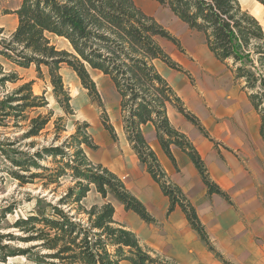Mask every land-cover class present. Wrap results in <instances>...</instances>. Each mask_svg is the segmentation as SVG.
Returning a JSON list of instances; mask_svg holds the SVG:
<instances>
[{"label": "trees", "instance_id": "trees-1", "mask_svg": "<svg viewBox=\"0 0 264 264\" xmlns=\"http://www.w3.org/2000/svg\"><path fill=\"white\" fill-rule=\"evenodd\" d=\"M17 1L18 7L13 12L18 20L15 32L7 38L0 29V57L24 70L34 68L39 79L47 75L53 95L70 115H73L71 98L60 74L64 67L77 75L101 108L103 103L89 69L110 78L121 99L126 139L170 199L168 213L179 206L191 228L214 251L195 208L181 189L167 179L142 132L143 126L153 124L160 145L172 162L175 163L171 147L175 146L191 159L209 195L225 197L210 180L205 163L188 137L172 127L168 118L167 110L172 106L205 134L199 120L186 110L154 64L160 61L170 69L183 72L160 44V40H166L182 51L179 40L145 15L133 0ZM153 1L168 8L190 30L201 34L210 52L232 72L235 83L248 94L260 117V135L264 141V29L260 22L244 10L239 0ZM255 1L264 7V0ZM50 37L68 42L72 52L59 50ZM19 81L16 74L6 73L0 66L1 88ZM33 85L34 82L23 84L0 101V125L10 120L14 128L23 129L22 123H29L28 130L18 140L40 137L52 121L51 114L35 118L26 115L29 110L47 106L44 96L34 94ZM61 122L62 119L55 122L56 136L50 145L33 154L21 150L18 140L0 147L3 159L10 165L6 173L21 186L40 181L55 195L63 179L72 184L56 203H50L49 214L41 212L18 219L13 229L19 236H0V264L33 252L42 264H121L124 261L175 264L153 255L132 231L117 223L110 203L90 209L83 206L94 188L103 199L113 196L127 212H133L146 224L156 223L118 176L89 160L86 149H98L89 134L90 126L77 124L74 134L60 142V134L66 131ZM103 126L112 139H117L105 112ZM29 147L34 149L35 143ZM46 160H50L53 168L41 165ZM11 211L5 209L2 214L6 216ZM82 215L85 219L80 218ZM13 241L29 247H12Z\"/></svg>", "mask_w": 264, "mask_h": 264}, {"label": "crops", "instance_id": "crops-1", "mask_svg": "<svg viewBox=\"0 0 264 264\" xmlns=\"http://www.w3.org/2000/svg\"><path fill=\"white\" fill-rule=\"evenodd\" d=\"M257 11L264 15V7L259 3ZM255 18L262 23L258 17ZM205 45L203 55L194 49H188L185 54L182 46L180 51L174 45L178 56H169L183 72L170 69L160 61L154 64L186 110L199 120L205 134L169 106L167 114L172 127L188 137L205 163L210 180L225 197L209 195L191 159L175 146L171 147L175 163L172 162L162 149L153 124L143 126L142 132L167 179L181 189L195 208L214 251L191 228L179 206L168 213L170 199L132 151L122 120L127 155L120 166L112 167L110 171L146 207L156 223L146 224L133 212H127L113 196L103 199L94 188L89 194L95 191L100 196L102 204L97 206L110 203L115 209V221L132 231L153 255L164 260L175 264H224L223 261L264 264V141L260 135L261 120L248 94L235 83L232 72L216 59L206 42ZM193 78L196 86L191 83ZM114 91L115 105H119L121 117V99ZM99 165L106 168L101 163ZM121 264L131 263L124 261Z\"/></svg>", "mask_w": 264, "mask_h": 264}, {"label": "rangeland", "instance_id": "rangeland-1", "mask_svg": "<svg viewBox=\"0 0 264 264\" xmlns=\"http://www.w3.org/2000/svg\"><path fill=\"white\" fill-rule=\"evenodd\" d=\"M133 2L145 15L153 18L177 38L185 54H187L188 49L191 51L194 49L197 54L203 55V50H206L204 37L191 31L187 26L182 24L168 8L162 7L153 0H133ZM239 2L244 10H249L250 13L260 19L264 28V15L259 14L257 11V2L255 0H239ZM17 7V0H0V29L4 30V36L7 38L17 28V16L13 14ZM50 38L59 50L72 52V48L65 40L55 37ZM160 44L171 57L172 55L178 56V51L173 44L166 40H160ZM0 66L4 68L6 73L16 74L20 79L15 85L8 84L4 89L0 87V101L17 90L21 85L34 82V94L36 96H44L47 106L37 110H29L26 115L30 116V118H35L39 115L44 117L50 116V114L52 115V121L42 135L31 140H18L28 130L29 123H22V126H24L23 129H17L13 127V121H5L0 125V147L4 143L18 140V146L21 150L33 154L36 150L46 148L50 145L56 136L54 131L55 122L58 119H62L61 125L66 127V131L60 134V142L74 134L77 124L82 125L86 123L90 126L89 134L98 149L96 151L86 149V154L94 165L101 163L110 170L112 167L120 166L122 161L126 159L127 143L121 128L119 105L117 104L118 107L115 105V87L108 77H105L100 72L89 69L90 76L96 83L103 103V108H101L99 103L89 96L88 91L84 89L77 75L71 69L64 67L60 74L71 98L73 115H70L66 113L53 95V88L47 75L44 79H39L34 68L24 70L12 65L1 57ZM195 80L194 78L193 80L191 79V83L194 86H196ZM104 112L108 116L110 124L113 126L117 135V139L115 140L104 129ZM6 124L8 127L4 126ZM31 143H35L34 149L29 147ZM41 165L47 168H53L50 160L42 162ZM9 166L0 152V236L7 234L19 236L20 233L13 229V225L18 219H25L30 215L40 214L41 212L49 214L50 203H56L66 191V188L72 184L68 179H63L61 181L62 186L57 194L52 195L50 194V188L45 189L43 183L40 181H36L35 184L21 186L18 181L6 173V169ZM93 204H102L100 196L95 191L89 194L87 199L83 201V206L87 209H90ZM5 209H11L12 211L4 216L2 212ZM80 218L85 219V216L82 215ZM11 246L15 248L29 247V245L18 241L11 242ZM38 260V257L33 252L28 256L10 258L5 264H42Z\"/></svg>", "mask_w": 264, "mask_h": 264}, {"label": "bare ground", "instance_id": "bare-ground-1", "mask_svg": "<svg viewBox=\"0 0 264 264\" xmlns=\"http://www.w3.org/2000/svg\"><path fill=\"white\" fill-rule=\"evenodd\" d=\"M258 4V3H257ZM260 6H262L261 4H260Z\"/></svg>", "mask_w": 264, "mask_h": 264}]
</instances>
